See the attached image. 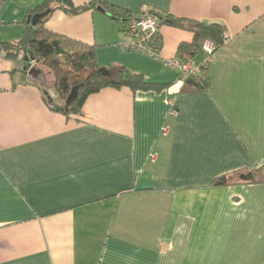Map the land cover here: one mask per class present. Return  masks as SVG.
<instances>
[{"label": "crops", "instance_id": "1", "mask_svg": "<svg viewBox=\"0 0 264 264\" xmlns=\"http://www.w3.org/2000/svg\"><path fill=\"white\" fill-rule=\"evenodd\" d=\"M43 1L0 0V44L21 40ZM93 1L131 19L223 25L210 87L181 93L175 70L122 51L128 18L101 5L56 11L45 28L94 47L111 74L125 67L167 86L104 88L67 118L18 71L24 61L0 52V264H264V184L212 185L264 164V0H72ZM161 38L162 56L204 61L178 52L191 33L163 25Z\"/></svg>", "mask_w": 264, "mask_h": 264}, {"label": "trees", "instance_id": "2", "mask_svg": "<svg viewBox=\"0 0 264 264\" xmlns=\"http://www.w3.org/2000/svg\"><path fill=\"white\" fill-rule=\"evenodd\" d=\"M98 6L103 7L106 13L114 19L128 18V23L135 19H131L130 12L126 9L100 1H93L77 7L72 0H44L40 5L28 11L22 39L17 42L0 44V52H5L7 59L16 61L23 53L29 58L28 63L35 61L36 65L41 63L49 70L54 79L53 89L57 97L55 101L52 98H50V102L46 101L50 103L53 110L62 113L67 118L81 115L86 99L91 94L97 93L104 88L121 89L126 87L136 93L139 91H159L168 85L152 83L143 74L136 73L125 67L118 68L114 74L110 73V76H105L101 72L102 67L98 64L94 47L52 33L45 28L46 22L56 11H63L68 15H78L93 10ZM154 15L161 19L162 26L169 25L192 34L193 40L191 43L180 45L178 52L181 54L185 51L194 53L202 51V46L206 40L215 42L216 51L225 43V28L219 23H204L162 16L160 14ZM35 16H41V18L34 25L32 18ZM211 61H205L204 59L197 73L182 78L181 93H194L209 89L208 69ZM18 71L26 75L23 68H19ZM178 78H181L179 74ZM73 87L78 88L77 97L69 108H65V102ZM235 181L239 183L264 184V164L254 169H240L230 174L222 175L216 178L212 185L227 186Z\"/></svg>", "mask_w": 264, "mask_h": 264}, {"label": "built area", "instance_id": "3", "mask_svg": "<svg viewBox=\"0 0 264 264\" xmlns=\"http://www.w3.org/2000/svg\"><path fill=\"white\" fill-rule=\"evenodd\" d=\"M161 28L162 21L154 14L135 18L126 25L125 38L118 46L124 52L141 53L162 62L166 67L175 70L181 78L197 73L198 68L191 61L162 56ZM216 49L215 42L211 40L204 42L202 52L206 56L205 61L212 60L211 56L213 57ZM31 64L34 65L35 61H31Z\"/></svg>", "mask_w": 264, "mask_h": 264}, {"label": "water", "instance_id": "4", "mask_svg": "<svg viewBox=\"0 0 264 264\" xmlns=\"http://www.w3.org/2000/svg\"><path fill=\"white\" fill-rule=\"evenodd\" d=\"M98 10L104 12L102 7H98ZM40 18H41V16H35L34 18H32V23L35 25L37 20L40 19ZM29 21H31V19H29ZM24 62L28 63L29 62V58L25 57ZM23 71L27 72L28 77L32 81L38 82L39 84H41L45 88L46 83H45V80H44V74H43V72H42V70L40 68H38L36 65L31 66L30 64L29 65L26 64L23 67ZM101 72L105 76H110V72L106 68H101ZM45 93L48 96V98H51V95L49 94V91L45 90ZM77 94H78V88L77 87H73L69 97L67 98V100L65 102V108H69L71 106V104L73 103V101L77 97Z\"/></svg>", "mask_w": 264, "mask_h": 264}, {"label": "rangeland", "instance_id": "5", "mask_svg": "<svg viewBox=\"0 0 264 264\" xmlns=\"http://www.w3.org/2000/svg\"><path fill=\"white\" fill-rule=\"evenodd\" d=\"M25 57H26L25 54L22 53L20 58H19V60L17 61L16 65L20 66L23 63V59H25ZM202 57H203V60L206 58L204 53L200 54L198 58L201 59ZM37 67L40 68V69H43V72L45 73V77H46L47 82H48V85L45 86V90H47L49 92H54V89H53L54 79H53L52 74L41 63L38 64Z\"/></svg>", "mask_w": 264, "mask_h": 264}, {"label": "flooded vegetation", "instance_id": "6", "mask_svg": "<svg viewBox=\"0 0 264 264\" xmlns=\"http://www.w3.org/2000/svg\"><path fill=\"white\" fill-rule=\"evenodd\" d=\"M25 64H27V65H29L30 63H25ZM32 66V65H31ZM24 67V66H23ZM26 74H27V72H26Z\"/></svg>", "mask_w": 264, "mask_h": 264}]
</instances>
